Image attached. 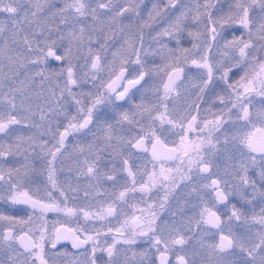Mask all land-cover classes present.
Returning <instances> with one entry per match:
<instances>
[{
	"label": "snow or ice",
	"instance_id": "obj_1",
	"mask_svg": "<svg viewBox=\"0 0 264 264\" xmlns=\"http://www.w3.org/2000/svg\"><path fill=\"white\" fill-rule=\"evenodd\" d=\"M0 205V264H264V0H0Z\"/></svg>",
	"mask_w": 264,
	"mask_h": 264
},
{
	"label": "flooded vegetation",
	"instance_id": "obj_2",
	"mask_svg": "<svg viewBox=\"0 0 264 264\" xmlns=\"http://www.w3.org/2000/svg\"><path fill=\"white\" fill-rule=\"evenodd\" d=\"M56 62H54V64H55ZM61 179L63 180V179H65V176H61ZM0 207H6V206H4V205H0ZM15 207H17V208H24L25 206H15ZM140 207H143V205H140ZM127 211H131L130 209H126ZM30 211V210H29ZM17 214H19V215H23L24 213L23 212H19V213H17ZM58 217H57V214H55V213H49L48 214V219L50 220V221H52V220H55V219H57ZM60 219H63V216L61 215L60 217H59ZM121 219H123V217H121ZM113 223H115V220L113 219ZM64 247H67V248H69L70 249V244H68V243H65L64 245H63Z\"/></svg>",
	"mask_w": 264,
	"mask_h": 264
}]
</instances>
